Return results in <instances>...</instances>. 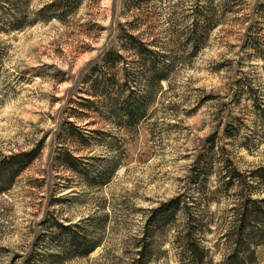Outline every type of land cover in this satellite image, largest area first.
<instances>
[{
	"label": "rangeland",
	"instance_id": "1",
	"mask_svg": "<svg viewBox=\"0 0 264 264\" xmlns=\"http://www.w3.org/2000/svg\"><path fill=\"white\" fill-rule=\"evenodd\" d=\"M54 1L0 0L20 26L0 29V185L37 150L0 193V264H264V0H73L34 21ZM130 35L172 64L159 86Z\"/></svg>",
	"mask_w": 264,
	"mask_h": 264
},
{
	"label": "trees",
	"instance_id": "2",
	"mask_svg": "<svg viewBox=\"0 0 264 264\" xmlns=\"http://www.w3.org/2000/svg\"><path fill=\"white\" fill-rule=\"evenodd\" d=\"M79 5V2H74L73 0H56L50 5L42 8L38 11L36 14L34 21L37 19H41L43 21H48L49 18L54 19H60L61 15L65 13V11H71L75 9ZM58 11H60L58 14ZM62 13V14H61ZM25 19V18H24ZM7 23L11 28H20L19 24H17V20H0V29H6ZM27 23V22H26ZM31 22H29L27 25H30ZM130 39L133 40L136 43V46H131V50L138 52L140 55H142L143 52H145L147 55H145V58L138 61V64L140 65V69L143 70L146 73V76L148 78V85L150 87L153 86H159L161 82L166 81V77L170 72V68L172 67V64L169 65H159L157 60L153 59V56H149L148 54L155 55L156 53L149 49L148 45L144 44L143 42H140L136 37L130 35ZM108 57H104L103 59L106 60ZM107 59L106 61H108ZM123 113V117L126 118L127 123H129L131 126L135 125L142 117H143V108L141 105H138L135 109L127 108ZM117 117H119V114H117ZM37 150H33L27 153L20 154L21 157H27L26 160L18 161L19 157L17 155H12L5 158V161L7 164L4 167L6 168L7 165H9L8 175L6 176L7 184L5 188L0 185V193L7 191L9 184L12 183L13 179L16 177V175L24 169V167L32 161V159L36 156ZM65 160L62 161V163L71 171L78 172V168L74 165V162H76V158L73 157L71 154L65 155ZM3 178L0 176V184H2ZM174 201H171L169 203H173ZM253 235V234H252ZM262 237V231H259L258 236L254 238H260ZM69 239L72 241L73 238L69 237ZM73 242H71L72 244ZM97 247V245H92L84 249L82 252H79L78 256H87L91 252L94 251V249Z\"/></svg>",
	"mask_w": 264,
	"mask_h": 264
}]
</instances>
